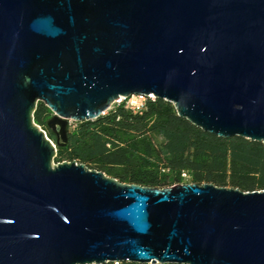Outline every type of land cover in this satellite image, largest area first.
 Instances as JSON below:
<instances>
[{
  "label": "water",
  "instance_id": "1",
  "mask_svg": "<svg viewBox=\"0 0 264 264\" xmlns=\"http://www.w3.org/2000/svg\"><path fill=\"white\" fill-rule=\"evenodd\" d=\"M130 97L264 143V0H0V264H264V190L54 163L38 101L63 145Z\"/></svg>",
  "mask_w": 264,
  "mask_h": 264
},
{
  "label": "trees",
  "instance_id": "2",
  "mask_svg": "<svg viewBox=\"0 0 264 264\" xmlns=\"http://www.w3.org/2000/svg\"><path fill=\"white\" fill-rule=\"evenodd\" d=\"M130 98L96 119L71 123L63 145L47 127L52 112L38 101L33 121L56 144L54 163L76 161L145 187L211 183L244 192L264 190V143L205 132L179 117L164 99L145 97L130 105Z\"/></svg>",
  "mask_w": 264,
  "mask_h": 264
},
{
  "label": "bare ground",
  "instance_id": "3",
  "mask_svg": "<svg viewBox=\"0 0 264 264\" xmlns=\"http://www.w3.org/2000/svg\"><path fill=\"white\" fill-rule=\"evenodd\" d=\"M141 101H142V98H140V97H132V98L129 99V102H131V103H138V102H141Z\"/></svg>",
  "mask_w": 264,
  "mask_h": 264
},
{
  "label": "rangeland",
  "instance_id": "4",
  "mask_svg": "<svg viewBox=\"0 0 264 264\" xmlns=\"http://www.w3.org/2000/svg\"><path fill=\"white\" fill-rule=\"evenodd\" d=\"M140 98H142V100L145 98V97H140ZM128 103L130 104V105H138V104H140V102H138V103H131V102H129V100H128ZM70 126V125H69ZM105 264H110V263H105Z\"/></svg>",
  "mask_w": 264,
  "mask_h": 264
},
{
  "label": "built area",
  "instance_id": "5",
  "mask_svg": "<svg viewBox=\"0 0 264 264\" xmlns=\"http://www.w3.org/2000/svg\"><path fill=\"white\" fill-rule=\"evenodd\" d=\"M122 99H119L116 103H118L119 101H121ZM110 264H121V262H119V261H115V262H112V263H110Z\"/></svg>",
  "mask_w": 264,
  "mask_h": 264
}]
</instances>
